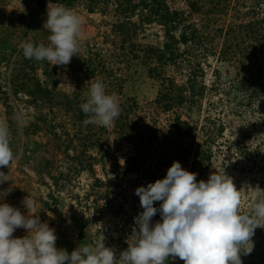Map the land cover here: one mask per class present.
<instances>
[{
  "label": "rangeland",
  "instance_id": "rangeland-1",
  "mask_svg": "<svg viewBox=\"0 0 264 264\" xmlns=\"http://www.w3.org/2000/svg\"><path fill=\"white\" fill-rule=\"evenodd\" d=\"M166 1L187 20L185 29L197 31L201 39L177 45L183 58L138 60L127 73H117L121 78L126 75L122 87L113 90L105 85L120 106H135L130 112L134 126L128 131L133 136L126 140L114 123L109 127L86 124V114L79 111L91 83L96 78L105 84L104 79L77 70L82 62L70 69L69 64L52 66L23 56V42L49 43V32L43 27L48 0H0V121L8 124L14 153L9 166L0 169L10 181L0 187L12 184L5 202L21 211L26 195L35 198V214L55 229L56 246L69 253L78 245L102 239L117 254L126 249L133 218L143 211L135 189L164 178L174 161L196 173L197 181L224 170L241 193L242 212L251 208L257 195H264V97L243 98L234 87L245 79L264 85V39L251 41L241 28L264 17V0H230L226 9L222 3L221 11L214 10L217 0ZM112 3L108 13H91L85 2L66 6L83 21L82 49L98 45L102 52L115 49L119 34L113 27L118 14ZM147 20L143 25L138 14L131 18L127 27L131 39L137 47L140 44L139 52L160 51L166 43V28L158 19ZM183 29L171 30L178 38ZM188 53L194 65L185 62ZM193 72L196 85L191 84ZM38 79L50 87L55 82L54 91L68 97L73 107L35 105L26 91L16 93V84L27 81L33 90ZM165 79L172 80L185 96L170 109L162 102ZM185 122L190 128L182 125ZM158 220L159 213L153 217L154 222ZM25 234L26 230L17 229L13 235ZM252 243L251 253L242 256L243 264H263L264 228L255 230ZM168 264L184 262L176 258Z\"/></svg>",
  "mask_w": 264,
  "mask_h": 264
},
{
  "label": "clouds",
  "instance_id": "clouds-1",
  "mask_svg": "<svg viewBox=\"0 0 264 264\" xmlns=\"http://www.w3.org/2000/svg\"><path fill=\"white\" fill-rule=\"evenodd\" d=\"M46 14L43 27L49 43L23 42V56L66 66L80 51L83 21L71 8L52 0ZM80 109L86 124L104 127L121 113L117 98L100 80L91 83ZM13 159L8 124L0 121V169ZM196 177L174 161L164 178L137 187L143 211L133 218L127 248L119 254L104 239L78 245L71 253L58 248L55 229L35 214V198L26 195L21 211L5 202L12 184L0 187V264H168L176 258L184 264H243L242 256L253 250L255 230L264 228V195H257L251 208L242 212L241 193L224 170L211 173L206 181ZM8 181V173L0 170V186ZM157 213L160 220L154 222ZM17 229L26 234L14 236Z\"/></svg>",
  "mask_w": 264,
  "mask_h": 264
},
{
  "label": "trees",
  "instance_id": "trees-1",
  "mask_svg": "<svg viewBox=\"0 0 264 264\" xmlns=\"http://www.w3.org/2000/svg\"><path fill=\"white\" fill-rule=\"evenodd\" d=\"M60 3L64 4L65 6H74L78 2H85V5L89 12L94 13L96 10H101V12H109V7L114 6L112 2L115 3L116 9L115 13L117 16V19L115 21V26L113 27L115 30V34L117 35V41L118 44L116 45L115 49L112 51H106L102 52L101 48L99 49V45L95 48H91L90 46L85 47V49H82L80 47V51L78 53V56H74L69 63V68L72 69V67H76L77 64L80 62L83 63V65H80L77 70L82 69V71L88 73V76H98L101 77V79H104L105 85H108V87L112 88L113 90L117 87H122L124 85V78H126V75H122V78L120 76H117L118 72L122 73L129 70V68L134 65V63L138 60L142 61H152L155 57L158 61H174L175 59L183 58V54L178 53L177 45L184 44V45H192L195 40H200L201 37H199V33L197 31L194 32H188L185 28L187 23L185 18L179 17L180 14L176 10H172L166 0H57ZM218 4L214 8L215 11H221L222 3H225V9L227 7L228 1L230 0H217ZM210 3H214V0H211ZM131 8L130 11L129 8ZM113 10L110 8V11ZM197 12H201L199 10H195ZM142 17V23L144 25V22H148L150 20H147L148 18L152 17L153 19H158L160 23H162L163 26L166 28V43L163 46V49L160 51L150 50L146 49V51H138V48H141L140 44L137 47V42H134L131 38V32L128 31V26H130L132 23H130L131 18H133L134 15H137ZM121 21V23H120ZM185 22V23H184ZM183 27L182 33H180V36L177 38L173 31L171 29L177 30L178 28ZM241 28H243L245 31V37L247 39H251V41H258L256 38H262L264 39V17L260 20L259 18H254L250 23L247 25H243ZM114 34V35H115ZM113 37V34L111 35ZM242 37V36H241ZM204 39V38H202ZM236 40H239V37H235ZM108 45H111V40L105 41ZM233 48V45L231 46ZM249 46L244 50L248 52ZM232 50V49H230ZM143 52V53H142ZM229 53V48L226 49L223 53L224 56H227ZM254 54L252 52L251 54H247L248 59L250 58L249 55ZM141 56V57H140ZM186 58H184L185 62L189 63L190 65H194V62H192V56L188 53L185 54ZM189 58V59H188ZM42 62V61H41ZM31 63V62H30ZM117 65L119 66L118 68ZM198 65H196L197 67ZM200 66H198L199 69ZM74 69V68H73ZM76 69V68H75ZM152 73L156 72V70H151ZM55 74V73H54ZM192 82L191 84L197 83V76L196 73L193 72ZM52 75V73H50ZM98 79L95 78V81ZM27 81L23 82L22 84L18 83L15 85L16 93L19 91H26V94L30 96L32 99V102L37 105L38 102L41 105H49L51 108H57V107H73V102L70 101L68 97H64L61 94H57L54 90L56 88V83L54 82L53 87H50L48 84L45 85L44 82H41L39 79L37 80L34 89L28 88L26 86ZM164 87L165 93L162 96V102L163 104H166V108L170 109L174 103H179L180 101H184L185 96L182 93L183 91L174 84L172 80L165 79L164 80ZM237 86V92L240 94L243 98L247 97L249 99H253L254 97L263 96L264 97V85L259 83V81L255 80H241L238 81L237 84L234 86ZM27 87V88H25ZM194 87V86H193ZM27 89V90H26ZM135 104V103H134ZM135 106H129V105H121V113L119 117L114 121V124L118 130L122 131L124 135L122 136V139L129 140L133 133L128 132L130 129L133 128L134 122L131 120L130 112L132 108ZM80 109V105H79ZM80 113H82V110H79ZM180 121V120H179ZM180 124V122H178ZM185 126V128H190L189 122H185L182 124ZM189 131V130H188ZM178 133H181L180 130ZM203 148V147H202ZM203 151V150H202ZM205 154L203 153V156ZM203 161L206 160V157H203ZM135 160V159H134ZM261 258L264 260V251L261 254ZM264 264V263H263Z\"/></svg>",
  "mask_w": 264,
  "mask_h": 264
}]
</instances>
